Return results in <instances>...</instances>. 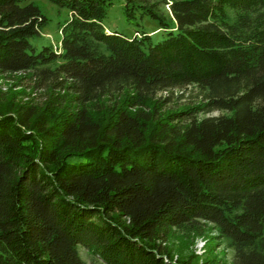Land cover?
Instances as JSON below:
<instances>
[{"label":"trees","instance_id":"obj_1","mask_svg":"<svg viewBox=\"0 0 264 264\" xmlns=\"http://www.w3.org/2000/svg\"><path fill=\"white\" fill-rule=\"evenodd\" d=\"M49 1L70 16L59 45L37 51L40 8L0 0V72H29L76 104L51 126L0 110V264H86L79 246L106 264H193L160 242L202 223L234 264H264V0H124L129 22H157L155 43L105 27L112 0ZM192 84L208 90L205 111L231 114L187 107L171 124L143 110ZM125 88L133 111L99 122L88 105Z\"/></svg>","mask_w":264,"mask_h":264},{"label":"rangeland","instance_id":"obj_2","mask_svg":"<svg viewBox=\"0 0 264 264\" xmlns=\"http://www.w3.org/2000/svg\"><path fill=\"white\" fill-rule=\"evenodd\" d=\"M123 1L112 0L107 8L103 24L110 30H117L128 37L135 34V30L152 32L158 28L155 20L145 16L138 18L136 25L129 22L123 14ZM36 4L47 22L38 35L29 38L30 43L38 51L42 46L59 45L61 37L60 26L70 16L69 11L49 0H25L24 3ZM233 16V15H232ZM165 37L161 29L151 33L152 42H158ZM132 91L125 88L121 92H113L91 102L88 106L91 114L99 121H107L114 109L119 105L132 112L127 104L126 97ZM208 90L192 84L177 87L172 90L158 91L145 101L143 110L153 113L152 120L157 118L167 119L166 123H179L178 119L170 120L168 115L183 108H191V115L200 120L206 117L230 115L225 110L205 111L208 102ZM76 104L73 99L62 89H55L49 84H43L29 72H0V110L19 116L28 113L33 122L37 116H42L46 126L60 123L74 111ZM151 128V125L149 126ZM151 129H148L150 131ZM74 161V158L70 159ZM168 251L173 261L175 259H189L193 264H234V249L229 247L227 241L220 237L217 230L210 223H202L197 228L183 227L171 228L167 239L160 242ZM79 253L86 264H106L95 257L88 249L79 246Z\"/></svg>","mask_w":264,"mask_h":264},{"label":"crops","instance_id":"obj_3","mask_svg":"<svg viewBox=\"0 0 264 264\" xmlns=\"http://www.w3.org/2000/svg\"><path fill=\"white\" fill-rule=\"evenodd\" d=\"M157 29H154L152 32L156 31Z\"/></svg>","mask_w":264,"mask_h":264}]
</instances>
